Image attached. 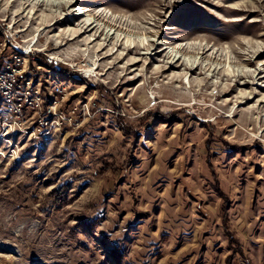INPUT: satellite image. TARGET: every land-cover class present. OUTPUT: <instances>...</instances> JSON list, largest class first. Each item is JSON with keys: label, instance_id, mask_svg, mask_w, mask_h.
<instances>
[{"label": "rangeland", "instance_id": "obj_1", "mask_svg": "<svg viewBox=\"0 0 264 264\" xmlns=\"http://www.w3.org/2000/svg\"><path fill=\"white\" fill-rule=\"evenodd\" d=\"M0 22L50 109L0 106V264H264V0H0Z\"/></svg>", "mask_w": 264, "mask_h": 264}, {"label": "built area", "instance_id": "obj_2", "mask_svg": "<svg viewBox=\"0 0 264 264\" xmlns=\"http://www.w3.org/2000/svg\"><path fill=\"white\" fill-rule=\"evenodd\" d=\"M3 25L6 24L0 22V46L10 44L15 51L0 69L1 106L8 115L13 116L15 122L25 119L24 115L29 111L38 113L39 118L40 112H49L50 109L44 104L40 82H35L34 77L26 72L25 60L31 51L16 40L13 33L7 30V25ZM2 50L3 47L0 48V53Z\"/></svg>", "mask_w": 264, "mask_h": 264}, {"label": "bare ground", "instance_id": "obj_3", "mask_svg": "<svg viewBox=\"0 0 264 264\" xmlns=\"http://www.w3.org/2000/svg\"><path fill=\"white\" fill-rule=\"evenodd\" d=\"M145 47H146V46H145ZM193 50H194V49H193ZM195 50H197V51L201 50V51H202L203 48H201V47H196ZM181 65H183V64H181ZM184 67H185V68H191V67H193L192 70H194L195 68L198 67V65H194V66H193V65H189V66L185 65ZM201 69L205 72V68H202V67H201ZM229 74H230V73H229ZM232 74H233V72H232ZM233 75H234V74H233ZM232 77H233V76H232Z\"/></svg>", "mask_w": 264, "mask_h": 264}, {"label": "trees", "instance_id": "obj_4", "mask_svg": "<svg viewBox=\"0 0 264 264\" xmlns=\"http://www.w3.org/2000/svg\"><path fill=\"white\" fill-rule=\"evenodd\" d=\"M2 63H3V60H2V59H0V67H1ZM27 74H28V73H27ZM0 106H1V105H0Z\"/></svg>", "mask_w": 264, "mask_h": 264}]
</instances>
